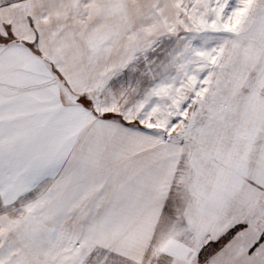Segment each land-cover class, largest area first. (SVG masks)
Returning <instances> with one entry per match:
<instances>
[{
    "label": "snow or ice",
    "instance_id": "6c2138e0",
    "mask_svg": "<svg viewBox=\"0 0 264 264\" xmlns=\"http://www.w3.org/2000/svg\"><path fill=\"white\" fill-rule=\"evenodd\" d=\"M0 264H264V0H0Z\"/></svg>",
    "mask_w": 264,
    "mask_h": 264
}]
</instances>
